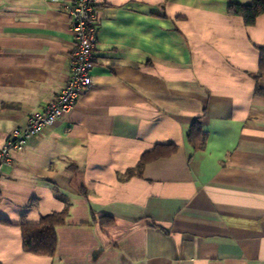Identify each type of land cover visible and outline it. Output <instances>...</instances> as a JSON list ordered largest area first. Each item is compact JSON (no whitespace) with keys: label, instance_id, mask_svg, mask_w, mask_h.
<instances>
[{"label":"crops","instance_id":"crops-1","mask_svg":"<svg viewBox=\"0 0 264 264\" xmlns=\"http://www.w3.org/2000/svg\"><path fill=\"white\" fill-rule=\"evenodd\" d=\"M249 2L99 0L93 85L0 166V264H264V15L227 14ZM73 42L60 6L0 0V147L55 100ZM65 206L53 256L24 252L19 225Z\"/></svg>","mask_w":264,"mask_h":264},{"label":"built area","instance_id":"built-area-1","mask_svg":"<svg viewBox=\"0 0 264 264\" xmlns=\"http://www.w3.org/2000/svg\"><path fill=\"white\" fill-rule=\"evenodd\" d=\"M60 6L71 21L73 50L68 77L55 100L50 102L43 113L32 115L28 123L14 129L0 147V166L10 161V153L21 150L31 136H37L52 126L75 105L81 94L93 85L91 70L94 63L96 42V8L99 0H49Z\"/></svg>","mask_w":264,"mask_h":264},{"label":"trees","instance_id":"trees-1","mask_svg":"<svg viewBox=\"0 0 264 264\" xmlns=\"http://www.w3.org/2000/svg\"><path fill=\"white\" fill-rule=\"evenodd\" d=\"M227 14L238 17L244 26L251 27L258 17L264 15V0H250L248 4L230 3L227 7ZM258 72L254 78H258L264 73V48H259ZM207 135L201 128L199 118L195 119L189 126L186 133V141L194 151L204 149ZM177 151V146L171 143L157 144L153 149L142 154L137 165L133 169H128L125 176H141L143 167L154 160L169 157ZM84 194V191H81ZM67 216V206L60 212H52L40 216L36 223L20 224V234L22 250L36 256L52 257L56 248L55 227L64 223ZM0 223L7 222L0 219ZM101 225L111 224L107 218L100 219Z\"/></svg>","mask_w":264,"mask_h":264}]
</instances>
